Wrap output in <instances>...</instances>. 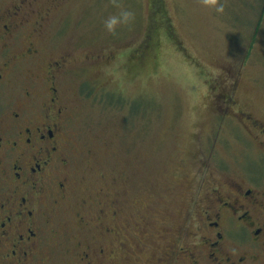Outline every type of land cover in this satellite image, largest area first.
<instances>
[{"label":"rangeland","instance_id":"374dc122","mask_svg":"<svg viewBox=\"0 0 264 264\" xmlns=\"http://www.w3.org/2000/svg\"><path fill=\"white\" fill-rule=\"evenodd\" d=\"M20 1L0 0V13L21 17ZM30 1L33 10L53 2ZM58 1L36 34L37 60L21 64L0 96L16 101L25 88L43 91L48 60L61 53L74 57L59 84L70 107L62 133L74 191L50 222V229L59 230L51 237L61 251L47 264H77L84 227L98 235L111 222L106 217L83 227L78 215L94 216L103 196L119 193L125 203L119 219L132 229L147 218L148 206L154 208L151 235L143 236L145 261L167 218L175 226L180 222L171 215L180 211L191 177L201 180L205 161L219 184L226 175L222 165L235 172L238 160L246 166L256 158L259 146L232 116L244 112L264 121V0ZM155 8L163 9L171 33L162 19L153 21ZM31 20L13 53L37 28L39 18ZM91 52L114 57L87 61Z\"/></svg>","mask_w":264,"mask_h":264},{"label":"flooded vegetation","instance_id":"af4514ba","mask_svg":"<svg viewBox=\"0 0 264 264\" xmlns=\"http://www.w3.org/2000/svg\"><path fill=\"white\" fill-rule=\"evenodd\" d=\"M59 4L53 0L43 10H33V2L22 0L18 7L21 17L7 10L0 13V96L21 64L37 60L36 34ZM35 15L37 28L31 30L23 48L13 53L21 29ZM113 57V52H91L86 59L98 63ZM74 61L71 53L51 57L45 64L43 91L25 88L19 100L0 101V264H47L61 251L51 237L60 236L59 230L53 231L49 225L61 202L74 191L62 133L70 107L63 102L59 87ZM232 118L244 124L247 140L259 146L251 164L245 166L238 160L235 172L222 165L226 175H221L218 184L212 180L216 171L205 161L201 180L191 177L180 211L171 215L180 222L175 226L167 218L168 225L159 228L158 241L145 261L141 254L148 246L143 236L151 235L154 208L148 206L147 218L142 216L132 229L130 222L119 219L123 195L103 196L94 216L81 212L78 219L83 227L106 217L111 222L98 235L84 227V237L74 253L76 263L264 264V121L244 112ZM90 201L83 199V206ZM104 238L109 243L98 245Z\"/></svg>","mask_w":264,"mask_h":264},{"label":"trees","instance_id":"16d2710c","mask_svg":"<svg viewBox=\"0 0 264 264\" xmlns=\"http://www.w3.org/2000/svg\"><path fill=\"white\" fill-rule=\"evenodd\" d=\"M156 1V0H155ZM157 2H159V0H157ZM152 15H153V18H154V22L157 20V22H159L163 17H165L166 15H165V13H164V11H163V9L162 10H160V9H157V8H155V10H153L152 11ZM163 23H164V25H167L168 27L166 28V29H168L169 30V32L171 33V28H170V23L164 18V19H162L161 20ZM160 21V22H161Z\"/></svg>","mask_w":264,"mask_h":264},{"label":"clouds","instance_id":"9594fccd","mask_svg":"<svg viewBox=\"0 0 264 264\" xmlns=\"http://www.w3.org/2000/svg\"><path fill=\"white\" fill-rule=\"evenodd\" d=\"M222 7H223V6L221 5V6H220L221 10H222ZM128 15H129V13H127V12L124 13V16H125V17H127ZM107 23H108V27H109V28H112V26L115 24V19H111V20H109Z\"/></svg>","mask_w":264,"mask_h":264}]
</instances>
